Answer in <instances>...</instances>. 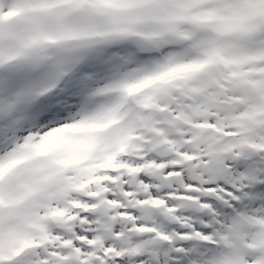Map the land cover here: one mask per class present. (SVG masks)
Listing matches in <instances>:
<instances>
[{"label": "snow or ice", "instance_id": "1", "mask_svg": "<svg viewBox=\"0 0 264 264\" xmlns=\"http://www.w3.org/2000/svg\"><path fill=\"white\" fill-rule=\"evenodd\" d=\"M0 264H264V0H0Z\"/></svg>", "mask_w": 264, "mask_h": 264}]
</instances>
